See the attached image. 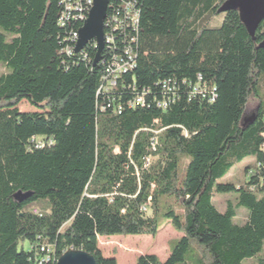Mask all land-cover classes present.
<instances>
[{
    "label": "trees",
    "instance_id": "16d2710c",
    "mask_svg": "<svg viewBox=\"0 0 264 264\" xmlns=\"http://www.w3.org/2000/svg\"><path fill=\"white\" fill-rule=\"evenodd\" d=\"M229 1L137 0L136 66L108 102L97 92L109 52L96 65L93 41L61 54L60 0H0V62L10 70L0 74V264L70 249L117 264L98 237L156 235L160 218L182 236L164 261L146 254L135 264H264V103L244 122L264 74V14L249 33ZM198 77L206 97L192 92ZM164 79L177 93L165 111L156 105ZM142 88L144 104L126 105ZM23 100L36 110L20 111ZM249 156L245 184L217 182ZM18 191L31 196L18 202ZM215 193L236 202L219 212ZM239 207L242 225L233 223Z\"/></svg>",
    "mask_w": 264,
    "mask_h": 264
},
{
    "label": "built area",
    "instance_id": "2783aa9c",
    "mask_svg": "<svg viewBox=\"0 0 264 264\" xmlns=\"http://www.w3.org/2000/svg\"><path fill=\"white\" fill-rule=\"evenodd\" d=\"M60 6L61 11L57 19V25L61 28H67L68 32L62 40L64 45L60 52L61 54L70 56L71 54H77L75 52V46L78 40L79 30L84 24L83 14H89L93 6V0H60ZM138 25L139 8L137 0H116L109 2L107 15L104 21V50H107L109 55L102 76V83L97 92L98 95H102L109 99L112 93L117 92L119 83H124V76L135 69ZM92 41L97 50L96 42L94 40ZM83 49L80 52H82ZM200 80L201 78L198 77L197 82L192 85V92L194 94L200 93L202 97H206L208 90L206 89V86L200 85ZM159 83L162 89V96L161 98L156 99V105L165 111L169 104L175 101L177 95L176 85L168 79H164ZM121 87L125 88L126 86L121 84ZM126 88L136 90L134 84H129ZM148 91L150 90L142 88L140 93L126 101V105L130 108L143 105L145 94ZM214 95L213 88L209 92L208 100L212 101ZM110 101L111 100L109 99L108 102ZM115 110L120 112V104ZM154 122L157 123V120ZM160 131L161 130L153 132L156 134ZM151 140V146L154 149L155 137ZM41 141L42 140L36 137L31 140V142L35 144V147H39ZM147 161H149V159H147ZM262 186L264 188V180L262 181ZM143 209L146 211L145 207ZM34 212L37 213L38 211L34 209ZM41 250H45V248L43 247ZM51 259L52 256L47 254L44 256L40 264L49 263ZM52 260L55 263L56 258H53Z\"/></svg>",
    "mask_w": 264,
    "mask_h": 264
},
{
    "label": "rangeland",
    "instance_id": "374dc122",
    "mask_svg": "<svg viewBox=\"0 0 264 264\" xmlns=\"http://www.w3.org/2000/svg\"><path fill=\"white\" fill-rule=\"evenodd\" d=\"M238 11L242 22L245 24L249 33H253L258 22L264 13V0H252L249 6L238 7ZM223 19V15H219L212 19L210 26L218 27ZM0 32L2 30L0 29ZM10 70L6 65L0 62V74H6ZM260 85L257 94L251 97L248 107L249 111L246 116H251L254 112V107L263 102L264 103V74L260 77ZM20 111H35L36 108L31 106L27 101L23 100L17 106ZM187 159H183L181 169L186 165ZM254 165V157L249 156L243 160L234 163L233 167L228 173L219 179L218 183H232L236 186L245 184L248 180L245 168L248 170ZM247 170V171H248ZM236 202L235 193H215L212 197V203L219 212H224L226 209L227 202ZM33 208L38 209L39 206L35 205ZM180 210L179 207H176ZM146 214L151 216V210L148 209ZM248 217V211L239 207L236 211V216L233 218V223L242 225L245 223ZM160 227L156 235L140 234V235H110V236H99L98 247L100 248L102 255L106 257H114L117 264H135L136 259L140 255L153 254L158 257L160 261H164L169 253L174 242L182 236V232L176 230L172 224L164 220L159 219ZM23 248L27 250L29 243L24 242ZM264 256V246L260 253ZM241 264H255V259H245Z\"/></svg>",
    "mask_w": 264,
    "mask_h": 264
},
{
    "label": "water",
    "instance_id": "95a60500",
    "mask_svg": "<svg viewBox=\"0 0 264 264\" xmlns=\"http://www.w3.org/2000/svg\"><path fill=\"white\" fill-rule=\"evenodd\" d=\"M252 0H230L227 6L235 8L249 6ZM110 0H93V6L89 12L88 18L79 30L78 40L75 46V52H80L90 41L94 40L97 44L96 55L93 65L99 63L104 51V21L107 15L108 4ZM264 14V13H263ZM255 117V113L244 118V122H249ZM31 196L30 192L18 191L14 198L18 202H23ZM55 264H96L93 255L82 251L70 249L64 252Z\"/></svg>",
    "mask_w": 264,
    "mask_h": 264
},
{
    "label": "bare ground",
    "instance_id": "6f19581e",
    "mask_svg": "<svg viewBox=\"0 0 264 264\" xmlns=\"http://www.w3.org/2000/svg\"><path fill=\"white\" fill-rule=\"evenodd\" d=\"M88 16H89V14L83 15V22H85V20L88 18ZM56 261H57V259L55 260V263H56Z\"/></svg>",
    "mask_w": 264,
    "mask_h": 264
}]
</instances>
